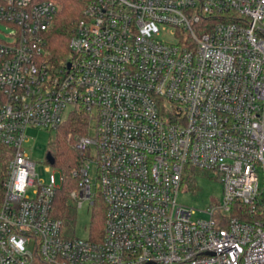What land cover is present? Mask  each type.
I'll list each match as a JSON object with an SVG mask.
<instances>
[{"label": "built area", "instance_id": "obj_1", "mask_svg": "<svg viewBox=\"0 0 264 264\" xmlns=\"http://www.w3.org/2000/svg\"><path fill=\"white\" fill-rule=\"evenodd\" d=\"M59 9L0 0L15 28L0 40V144L14 150L0 264H264V0H90L58 65L47 35ZM69 107L95 122L70 197L93 206L95 161L100 240L65 232L52 213L61 185L23 148L29 127L56 130ZM197 168L223 185L207 220L178 203ZM238 201L249 220L232 215Z\"/></svg>", "mask_w": 264, "mask_h": 264}, {"label": "trees", "instance_id": "obj_2", "mask_svg": "<svg viewBox=\"0 0 264 264\" xmlns=\"http://www.w3.org/2000/svg\"><path fill=\"white\" fill-rule=\"evenodd\" d=\"M60 9L54 18L53 25L47 35L48 50L52 61L59 65L70 54L69 43L74 33L76 22L83 18V10L90 0H56ZM91 118L82 108H74L59 128L56 129L54 149L50 151L63 176L61 187L57 190L53 201V217L63 223L66 232L71 235L72 225L75 222L76 211L70 193L79 188L80 177L74 171L82 166L80 151L73 141V136H86L89 133ZM14 155V150L0 144V208L5 195V183L8 178V164ZM93 217L90 226L89 238L100 240L103 233L105 218V203L100 195L95 196ZM249 208L241 202H236L232 215L249 220Z\"/></svg>", "mask_w": 264, "mask_h": 264}, {"label": "rangeland", "instance_id": "obj_3", "mask_svg": "<svg viewBox=\"0 0 264 264\" xmlns=\"http://www.w3.org/2000/svg\"><path fill=\"white\" fill-rule=\"evenodd\" d=\"M56 1V0H55ZM15 28L7 23L0 22V40L11 43ZM162 37V35H161ZM166 38V37H164ZM69 57V56H68ZM73 110L69 107L66 111L65 119ZM95 122H92L89 129V136H95ZM56 130L46 128L29 127L26 131V140L23 148L30 155L31 159L36 163V172L38 175L48 180L49 176L54 173L57 183L62 185V172L54 166L52 167L47 161V153L54 149V140ZM83 137V136H82ZM79 136L69 135L68 139L76 145ZM92 158H96L95 148H90ZM50 167V172L46 168ZM89 180L92 184V191L96 197L100 195L99 182L97 174V165L93 161L90 164ZM223 198V185L220 180L211 172L206 170L186 169L184 174V182L178 195V203L198 210L194 219H209V215L204 213L208 209L213 208L215 201L221 202ZM95 199V198H94ZM73 201V200H72ZM95 201V200H94ZM76 211L75 222L72 225V236L86 239L90 234V226L93 217V206L90 201H86L82 206L73 201ZM66 232V230H65Z\"/></svg>", "mask_w": 264, "mask_h": 264}, {"label": "water", "instance_id": "obj_4", "mask_svg": "<svg viewBox=\"0 0 264 264\" xmlns=\"http://www.w3.org/2000/svg\"><path fill=\"white\" fill-rule=\"evenodd\" d=\"M47 160H48V162L51 165H54L55 164V159H54L53 155L50 152L47 153Z\"/></svg>", "mask_w": 264, "mask_h": 264}]
</instances>
